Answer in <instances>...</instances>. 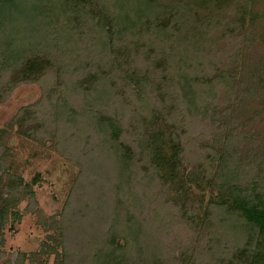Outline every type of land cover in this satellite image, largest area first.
<instances>
[{
	"label": "rangeland",
	"instance_id": "rangeland-1",
	"mask_svg": "<svg viewBox=\"0 0 264 264\" xmlns=\"http://www.w3.org/2000/svg\"><path fill=\"white\" fill-rule=\"evenodd\" d=\"M34 1L0 11V264H248L250 229L207 180L226 149L235 178L261 177L264 136L232 116L264 94L261 31L226 35L220 16L195 34L178 11L147 27L160 0H98V15ZM29 57L44 64L26 78Z\"/></svg>",
	"mask_w": 264,
	"mask_h": 264
},
{
	"label": "trees",
	"instance_id": "trees-1",
	"mask_svg": "<svg viewBox=\"0 0 264 264\" xmlns=\"http://www.w3.org/2000/svg\"><path fill=\"white\" fill-rule=\"evenodd\" d=\"M32 1V0H31ZM34 1V0H33ZM40 5L41 3L43 5H48V1L51 0H35ZM34 1V3H35ZM60 2V5H57L56 7L58 9H61V11H66L69 9L68 6H72L73 9H78L80 6H89L92 7L91 12L94 15H98L102 12V8L100 6V3L98 0H56ZM146 4L151 1L156 0H145ZM165 6L164 13H157V16L148 17L149 21H146L144 24L147 25V27H150L151 25L159 27V28H166L169 27V25L172 23L173 17L175 15V12H182L185 16L187 14L194 16L192 17L193 23V30L195 31V34L199 31L202 33L201 35L206 34V30L204 26L206 25L205 21L211 20L216 17L224 16V23L226 24L227 30L223 31L227 35V32H231L232 36H238V33H242L246 28H251L250 30L255 31L256 34L261 31L262 33V40L264 43V7H260L257 3V0H254L253 3L249 4V0H166L164 3L161 2ZM57 2V3H58ZM23 3V0H0V11L2 8L5 10H9L13 12V9L18 11V6ZM261 3H264V0H261ZM52 4V3H50ZM150 3L147 5L149 6ZM37 4H33L32 6H35ZM251 5V6H250ZM54 4L52 5V7ZM229 7H234L235 12L233 13L231 10H226ZM201 7L203 10H206L205 13H202ZM36 9V6L34 7ZM45 8V7H44ZM4 10V11H5ZM14 10V11H15ZM29 12H34V10H28ZM27 11V12H28ZM175 11V12H174ZM7 13V12H6ZM35 13V12H34ZM186 13V14H185ZM233 13V14H232ZM141 14L143 16H147L145 11H142ZM5 16V12L1 16ZM3 16V17H4ZM142 16V17H143ZM100 17V16H98ZM175 18V17H174ZM112 20V18H110ZM109 19V20H110ZM182 21H185L182 20ZM101 23L105 25V21L101 20ZM112 24L116 23L113 21ZM178 23V22H177ZM175 23V24H177ZM132 25H135L134 23ZM107 26V25H106ZM198 26V28L196 27ZM189 29V28H188ZM197 29V30H196ZM247 30V29H246ZM237 33V34H235ZM240 33V34H241ZM194 34V35H195ZM239 34V35H240ZM193 36V35H191ZM190 37V36H186ZM253 46V45H252ZM250 55L254 57L253 67L250 68V75L252 76L253 80L256 83L262 84V87H264V58L259 55V53L250 47ZM16 55L13 57L16 59ZM11 57V62H16L18 59H14ZM28 60L24 62L22 73L24 77L28 78L30 76H33L36 72V69H40V67L44 64L43 60H38V58L35 57H29ZM45 61V60H44ZM48 61V60H47ZM42 68V67H41ZM260 92L255 91L253 92L252 89H250V104L249 109L250 112H244L243 108L246 104H243L242 107H238V114H232L233 117H236L240 115L241 112V118H240V126L243 127L244 123L241 121L243 118H246V121L248 123H251L254 121L255 125V132L254 134L260 135L262 133V136H264V132L262 129L264 128V94L262 97L258 98ZM215 113V112H214ZM250 115V116H248ZM240 126L233 127L232 132L230 133H215L217 134L218 139L216 140L213 147L215 148V145H220L222 142V139L228 140L231 134V138L233 139L236 130L240 128ZM257 128V129H256ZM246 131V129H245ZM220 132V131H219ZM242 135V140H247L249 133H244L243 130L240 131ZM113 135L118 138V130L115 128L113 130ZM116 138V139H117ZM238 148V145L234 144ZM217 147V146H216ZM119 148V147H117ZM130 151V150H129ZM129 151H122L120 152L119 149V156L121 158L120 161L127 162V160L124 159V157L130 158L131 153ZM223 151V150H222ZM251 151V150H250ZM236 152V151H233ZM218 157L220 158V163L218 164V173L217 177H213L211 179L207 180V183L210 184L212 187L217 188L220 193L231 194L232 195V204L234 205V209H237L236 211L239 213V216L241 219L245 222L247 227L250 229L248 239H247V246L244 247L246 251H242L244 255H248V261L251 259V263L248 262V264H264V165H258L259 171L257 175H260L263 177V180L260 181V178L258 176L253 178L250 181H239L238 176L235 178L234 176L236 174L232 175V169L229 170V166H227L228 159L233 158L232 151H228L227 149L223 152H219ZM255 156V159H257V154H253ZM239 159V160H238ZM237 162L241 161L243 158L239 157ZM253 159V158H252ZM159 156L155 155V164H160ZM234 170V169H233ZM234 179L238 181H234ZM243 185H241V184ZM228 199L224 198V203H227L228 201H225ZM223 206L220 207V210H222ZM6 209L0 208V232L2 231V226L4 224V214L6 213ZM114 237V236H113ZM114 242V239H113ZM248 248V249H247ZM251 255V256H250ZM109 259H114L113 255L112 257L108 256ZM111 264H121L120 262L116 260H111ZM125 264H128L124 261Z\"/></svg>",
	"mask_w": 264,
	"mask_h": 264
}]
</instances>
